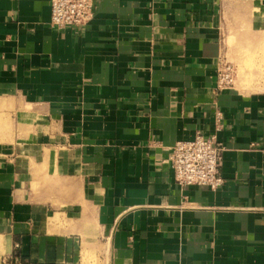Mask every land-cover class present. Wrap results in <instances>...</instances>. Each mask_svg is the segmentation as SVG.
I'll list each match as a JSON object with an SVG mask.
<instances>
[{"label":"crops","instance_id":"crops-1","mask_svg":"<svg viewBox=\"0 0 264 264\" xmlns=\"http://www.w3.org/2000/svg\"><path fill=\"white\" fill-rule=\"evenodd\" d=\"M51 2L0 0V264H264V90L217 86L224 8L264 0H94L62 28ZM199 132L216 191L171 165Z\"/></svg>","mask_w":264,"mask_h":264},{"label":"built area","instance_id":"built-area-1","mask_svg":"<svg viewBox=\"0 0 264 264\" xmlns=\"http://www.w3.org/2000/svg\"><path fill=\"white\" fill-rule=\"evenodd\" d=\"M93 14L94 0H52L50 23L58 28L81 27L87 25ZM235 77L234 66L220 59L218 88H230ZM220 150L216 135L206 136L199 132L193 139L177 141L170 159L177 182L181 185H202L216 191L224 183Z\"/></svg>","mask_w":264,"mask_h":264},{"label":"rangeland","instance_id":"rangeland-1","mask_svg":"<svg viewBox=\"0 0 264 264\" xmlns=\"http://www.w3.org/2000/svg\"><path fill=\"white\" fill-rule=\"evenodd\" d=\"M224 9L220 59L236 70L234 85L226 89L264 90V11L241 2L228 3ZM12 125L0 107V142Z\"/></svg>","mask_w":264,"mask_h":264}]
</instances>
